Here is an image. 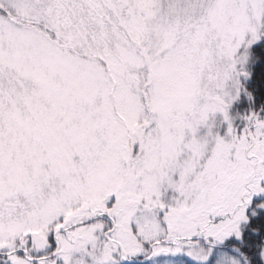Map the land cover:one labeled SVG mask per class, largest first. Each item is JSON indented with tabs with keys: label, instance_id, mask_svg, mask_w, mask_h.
I'll return each mask as SVG.
<instances>
[{
	"label": "snow or ice",
	"instance_id": "obj_1",
	"mask_svg": "<svg viewBox=\"0 0 264 264\" xmlns=\"http://www.w3.org/2000/svg\"><path fill=\"white\" fill-rule=\"evenodd\" d=\"M0 264H264V0H0Z\"/></svg>",
	"mask_w": 264,
	"mask_h": 264
}]
</instances>
